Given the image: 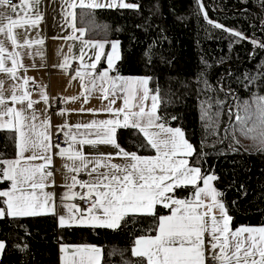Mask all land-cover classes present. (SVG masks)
I'll return each instance as SVG.
<instances>
[{"label":"snow or ice","instance_id":"obj_1","mask_svg":"<svg viewBox=\"0 0 264 264\" xmlns=\"http://www.w3.org/2000/svg\"><path fill=\"white\" fill-rule=\"evenodd\" d=\"M40 0H18L13 5L9 0H0V73H5L13 81L11 95L5 96L4 80H0V130H8L16 134L18 157L13 160H3L0 164V182H10L8 190L0 191L5 207H0V219L5 216L12 218L34 217L44 214L58 215L55 210L54 194L45 192L49 178L53 172L46 170L52 164L51 149H58L56 155L67 158L72 164H65L68 172L79 173L86 171L90 179L79 181L73 175L69 190L77 184L86 193L78 194L79 199L87 200L89 206L80 209L76 204L66 205L67 215H58V227L86 226L118 230L121 222L127 225V217H151L155 221V235H142L134 240L131 249L132 256L138 258L136 264H264V226L232 227L233 217L229 214L222 197L224 193L216 188L214 181L219 177L214 173L202 172V165L195 160L196 147L186 138L181 127L166 126L163 117L158 114L161 102L159 90L149 87L152 77H123L110 76L109 71L115 70L114 62L120 59L119 41H92L81 37L85 29H76L73 22V31H79L84 48H91L95 53L90 57L91 63L83 65L91 80L86 91L99 89L103 98L118 92L124 94V105L120 109L109 106L105 111L113 118L91 121L88 124H77L73 133L71 128L65 133V143L68 148H61L53 144L50 118L40 119L27 90L29 79L19 77L18 69L23 67L19 59V52H8L5 40H10L14 47L30 46L31 41L25 40L19 44L13 29L24 28L26 25L35 26L41 19L38 11L29 15ZM70 9L117 7L138 9L135 3H125L124 0H65ZM264 7V0H260ZM21 9V12L18 11ZM67 16L75 19L74 11H67ZM203 15L207 19V13ZM6 21V23H5ZM208 23L213 24L209 20ZM215 28L232 32L239 39H247L242 32L224 28L219 23ZM43 43V41H37ZM251 43L264 49V43L251 40ZM106 44L110 45V54H105ZM84 48L81 49L79 59L83 62ZM5 53L7 55L5 56ZM107 63V68L95 74L97 64L101 58ZM11 61L7 66L6 61ZM68 61L65 58V65ZM264 74V73H262ZM77 76H81L77 71ZM203 77V74H201ZM205 88H209L208 81L203 79ZM19 92V94H17ZM47 102L48 97L42 94ZM73 100L77 97L71 98ZM9 100L11 105L9 106ZM151 101L150 105L147 103ZM256 108L252 112L246 108V116H236L240 121V132L248 136L255 133L253 139H259L261 152H264V96L256 98ZM130 101L138 103L130 104ZM115 101L113 100L112 103ZM15 105H20L19 108ZM212 105L205 101L201 104V120L215 123L210 114ZM94 111V110H90ZM63 114V113H61ZM218 115V114H217ZM8 117V119H4ZM255 117V119H253ZM173 120L177 119L172 117ZM39 121V123H37ZM249 121L251 125L249 126ZM68 127L64 125L63 128ZM83 128L86 131L80 132ZM134 129L142 134L144 147L155 150V156H141L137 152L123 149L116 140L117 130ZM78 137H80L78 139ZM90 137H95L92 139ZM234 142L239 144L238 140ZM79 144V149L74 145ZM97 144L110 145L117 149L116 156L125 159L123 165L111 162L112 154H101V158L90 160L82 151L84 145L96 147ZM239 151V149H233ZM31 152L29 156L25 153ZM44 161L41 164H32L35 160ZM190 160L192 163H190ZM77 161L79 163H77ZM92 167L89 168V165ZM103 168L104 171H100ZM54 183V179L52 180ZM192 186L194 189L190 198H181L176 195L178 189ZM39 193V194H38ZM77 195L73 193V196ZM71 199L72 197H67ZM236 201H233L235 205ZM168 209L167 215H159L157 208ZM207 237V240H206ZM72 246L64 245L61 251L65 254L63 264H101L103 250L94 245H77L70 252ZM5 249V243L0 241V253Z\"/></svg>","mask_w":264,"mask_h":264},{"label":"trees","instance_id":"obj_2","mask_svg":"<svg viewBox=\"0 0 264 264\" xmlns=\"http://www.w3.org/2000/svg\"><path fill=\"white\" fill-rule=\"evenodd\" d=\"M125 2L139 8L78 9L76 25L86 30L87 40L119 41L120 59L111 75L152 77L149 87L159 90L162 122L181 127L197 149L194 159L202 165V172L219 177L214 185L224 193L233 229L264 226V152L259 150V139L252 138L256 134L243 135L236 119L237 115L246 116V108L254 112L256 98L264 96V49L251 43L253 39L264 43L260 0ZM215 23L242 32L247 39L215 28ZM203 79L209 88L204 87ZM205 101L212 105L210 114L215 123L211 126L201 120ZM116 140L126 151L153 155L150 147L142 146L145 141L137 130L121 128ZM16 147V134L0 130V161L15 159ZM237 148L239 151L233 150ZM8 188V181L0 182V191ZM193 190L192 186L178 189L176 195L188 198ZM0 207H5L3 198ZM164 212L157 208L159 215ZM126 220L127 225L122 221L120 229L113 231L57 228L52 215L5 216L0 219V241L5 243L0 264H59L60 245L84 244L102 248L101 264H136L138 258L131 252L134 240L155 235L151 231L155 221L139 216Z\"/></svg>","mask_w":264,"mask_h":264},{"label":"crops","instance_id":"obj_3","mask_svg":"<svg viewBox=\"0 0 264 264\" xmlns=\"http://www.w3.org/2000/svg\"><path fill=\"white\" fill-rule=\"evenodd\" d=\"M75 2L78 4L79 0H75ZM89 2L90 0H85V3ZM104 2L107 3L109 0H104ZM17 3L18 2L15 4ZM117 4H119V0H117ZM78 9L89 8L76 7L75 9H70L68 4L65 3V0H40L39 5L36 6L31 13H29V15H33L34 18V13L36 11L39 12L41 19L37 22V24L34 27L26 25L24 28L16 27L13 29V34L16 36L19 44H23L27 39L32 42L31 45L14 47L10 40H5V46L8 49V52H19L21 54L19 59L21 60L23 67L18 69L17 75L19 77H27L29 79V83L26 86L27 90L30 83L34 85L32 91L28 90L31 94L30 98L39 102L34 104L33 107L37 111L41 120L50 118L51 127L48 131L52 134V137L54 134L60 133L66 138L65 133L68 132L69 128H71L73 133L77 132V129L74 127L77 124L84 125L93 120L101 121L113 118L112 114L105 111V109L109 106L113 109H120L124 105L125 97L123 93L118 92L115 96L110 94L107 99H104L103 93L99 89L92 91L91 94L86 91V86L89 85L91 76L85 75L88 70L85 69L83 65L92 62L90 57L94 55L95 50L91 48H84V45L81 43V39H69V37H81V33L79 31H73V22L76 29H82L78 27L79 25H76V19L73 21L72 17L66 15L67 11H74L76 17ZM103 9L112 10L116 9V7L98 8V10ZM18 11H20L21 15H23L21 9H18ZM81 38L83 40H87V38H85V33ZM0 39H4V37L0 35ZM37 41H43V43H37ZM82 48H84L85 52L83 62L78 58ZM104 51L105 54H110L109 44H106ZM118 51L120 56L121 50L118 49ZM6 55L7 53H5V56ZM65 58H67L68 61L67 65H65ZM118 61L119 60L114 62L115 66H117ZM6 64L7 66H11V61L7 60ZM102 66H104V68H102ZM106 68V60L102 57L100 62L97 64L95 74L98 75ZM77 71H80L81 76L76 75ZM109 75L114 76L111 75V71H109ZM0 80L5 81L4 94L6 97L11 95L10 85L13 83H22V81H13L9 79L5 73H0ZM17 94H19V92ZM42 94L47 95V102L42 99ZM73 97H77V99H71ZM113 100L115 101L114 103H112ZM55 101H59L62 108L51 111ZM8 103L9 106H12L10 100ZM132 103H138V101H130V104ZM147 103L150 105L151 101L149 100ZM15 107L19 108L20 105H15ZM4 119L6 120L8 117H5ZM37 123H39V121H37ZM64 125H68V127L63 128V131H61L60 129ZM79 131L84 132L86 130L81 128ZM79 138L80 137H78V139ZM90 138L95 139V137ZM65 147L68 148V144H66ZM80 147L81 146L79 144L74 145V148L76 149H79ZM57 151L58 149L53 148L48 153L52 156V164L49 165L46 170L52 171L54 175L52 178H49L48 186L44 189V191L54 194L56 213L58 215H67L66 205L76 204L81 209L80 203L84 202V200L79 199L78 194L86 193L87 191L86 189H82L79 184H77L76 187L70 191L68 185L72 184L71 177L75 175L77 180H79L78 177L80 175H85V181H88L90 177L86 171H80L78 174L75 172H68L65 168V164L71 165L72 161L67 160L66 157L61 158L59 155H56ZM82 151L90 160L101 158V154H112V163L123 165L126 162L124 158L115 155L117 149L110 145L97 144L96 147L84 145L82 147ZM152 151V156H155V150L152 149ZM16 152L15 159L18 157V147H16ZM31 154V152H28L25 153V156H29ZM43 162L44 161L39 159L31 161L32 164H41ZM77 163L79 162L77 161ZM90 167H92L91 164L89 165V168ZM100 171H104V169L101 168ZM53 179L54 183H52ZM188 187L191 188V186ZM73 193H76L77 195L73 196ZM66 196L72 198L68 199ZM158 208L165 211L162 215L168 214V209H164L162 207ZM44 215H52L55 218L56 227L61 228L58 227V215ZM44 215H39V217ZM73 227L85 228L86 226ZM62 246L64 245H60L58 249L59 264H63L65 259V254L61 251ZM75 246L77 245H72L70 252L74 251Z\"/></svg>","mask_w":264,"mask_h":264},{"label":"built area","instance_id":"obj_4","mask_svg":"<svg viewBox=\"0 0 264 264\" xmlns=\"http://www.w3.org/2000/svg\"><path fill=\"white\" fill-rule=\"evenodd\" d=\"M16 2H18V0H9V3L13 4V5ZM33 88H34L33 84H29L28 90L32 91ZM60 108H62L61 103L59 101H55V103L53 104V106L51 108V111L58 110ZM65 140H66V138L63 137V134L58 133V134H54L52 142H53L54 145L55 144H59L60 147L66 148L65 146H66L67 143H65ZM78 178H79L80 181H85V175H83V176L80 175ZM87 206H88V201L87 200H84V202L80 203L81 209H84Z\"/></svg>","mask_w":264,"mask_h":264},{"label":"rangeland","instance_id":"obj_5","mask_svg":"<svg viewBox=\"0 0 264 264\" xmlns=\"http://www.w3.org/2000/svg\"><path fill=\"white\" fill-rule=\"evenodd\" d=\"M124 2H125V0H124ZM126 3V2H125ZM119 7V6H118ZM120 8V7H119ZM124 9V8H123ZM130 9V8H129Z\"/></svg>","mask_w":264,"mask_h":264}]
</instances>
